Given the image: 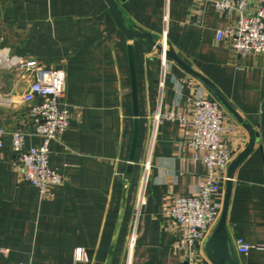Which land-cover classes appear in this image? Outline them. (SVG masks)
Wrapping results in <instances>:
<instances>
[{
	"label": "crops",
	"instance_id": "crops-1",
	"mask_svg": "<svg viewBox=\"0 0 264 264\" xmlns=\"http://www.w3.org/2000/svg\"><path fill=\"white\" fill-rule=\"evenodd\" d=\"M113 1L124 23L155 43L130 38L106 0H0V53L63 69L62 105L71 113L69 128L49 146L61 184L42 191L26 183L9 138L0 146V264H187L184 229L164 208L196 195L207 169L195 159L189 127L155 115H189L198 95L220 100L158 48L165 30L167 49L214 84L234 110L220 101L230 164L251 143L245 123L255 135L233 172L226 227L240 264H264L263 59L236 55L218 41L217 30L235 17L211 0ZM31 81L0 66V127L24 125L32 133L22 102ZM41 143L29 135L28 145ZM230 164L214 171L225 195ZM219 219L193 264H215L207 242ZM238 237L254 247L240 253ZM78 249L87 259L77 258Z\"/></svg>",
	"mask_w": 264,
	"mask_h": 264
},
{
	"label": "built area",
	"instance_id": "built-area-1",
	"mask_svg": "<svg viewBox=\"0 0 264 264\" xmlns=\"http://www.w3.org/2000/svg\"><path fill=\"white\" fill-rule=\"evenodd\" d=\"M220 13L235 17L217 30L218 41H226L236 55L261 57L264 64V0H211ZM167 31L160 45L166 55ZM0 66L14 69L18 77L32 76L22 102L28 109L32 133L23 126L14 129L0 127V146L9 138L17 159L23 167V180L45 191L50 184L64 182L62 174L50 164V143L70 126L71 113L62 105L66 91L63 69L41 65L36 59L24 58L9 51L0 53ZM225 110L220 101L198 95L194 98L189 115H176L173 111L155 115L157 120L179 119L189 127L188 142L197 150L196 160H201L207 173L199 182L196 195L175 199L164 211L184 229V242L193 264L201 243L208 231L220 218L225 193L215 170L230 164L232 153L223 143ZM41 138L42 143L28 145L29 135ZM254 246L242 237L237 238V249L248 253ZM78 259H87L83 249L77 250ZM29 264V263H23Z\"/></svg>",
	"mask_w": 264,
	"mask_h": 264
},
{
	"label": "water",
	"instance_id": "water-1",
	"mask_svg": "<svg viewBox=\"0 0 264 264\" xmlns=\"http://www.w3.org/2000/svg\"><path fill=\"white\" fill-rule=\"evenodd\" d=\"M110 7L113 9L116 18L118 20V23L120 27L126 32V34L130 37H144L148 38L151 42L155 43L153 36L149 33L143 32V31H136L133 30L131 27L127 26L124 23V18L119 10L117 4L113 0H106ZM160 50H163V47L158 44L157 45ZM166 55L167 57H170L172 59H175L178 61L181 65H183L190 73H193L197 75L215 94V96L230 110L234 113V110L227 104L223 96L220 94L218 89L215 87L214 84H212L209 80L204 78L203 76L197 74L192 68L188 67L185 65V63L176 55V53L171 50L167 49L166 50ZM133 52L131 53V62H133ZM135 86V97H136V85ZM136 102V99H135ZM137 103V102H136ZM137 107V104H136ZM137 114V111H136ZM245 126L249 129L251 133V143L248 146V148L237 158L235 159L229 167V181L227 185V191L225 195V201H224V207L223 211L221 214V217L219 219V222L209 238L207 242V251L209 254V257L212 259V261L215 264H240L236 256L231 252L230 250V245H229V240H228V232H227V227H226V220H227V214H228V206H229V200H230V195H231V189H232V178H233V172L236 166L248 155V153L251 151L254 145V140H255V135L249 125L245 123ZM138 120H136V131H135V136H134V146L136 143V140L138 138Z\"/></svg>",
	"mask_w": 264,
	"mask_h": 264
}]
</instances>
